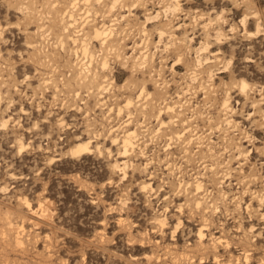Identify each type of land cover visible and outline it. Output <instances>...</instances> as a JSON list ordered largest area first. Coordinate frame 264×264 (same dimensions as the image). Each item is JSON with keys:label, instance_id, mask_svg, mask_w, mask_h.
Returning a JSON list of instances; mask_svg holds the SVG:
<instances>
[{"label": "rangeland", "instance_id": "1", "mask_svg": "<svg viewBox=\"0 0 264 264\" xmlns=\"http://www.w3.org/2000/svg\"><path fill=\"white\" fill-rule=\"evenodd\" d=\"M111 1L0 0V264H264V0Z\"/></svg>", "mask_w": 264, "mask_h": 264}, {"label": "bare ground", "instance_id": "2", "mask_svg": "<svg viewBox=\"0 0 264 264\" xmlns=\"http://www.w3.org/2000/svg\"><path fill=\"white\" fill-rule=\"evenodd\" d=\"M89 1V0H88ZM101 2L102 0H98V2ZM119 0H112L111 2H112V7H114L115 6V4L118 2ZM120 1H122V0H120ZM123 2V1H122ZM121 2V3H122ZM181 5V0H174L173 2H171L170 3V7L169 8H172L173 10H175V9H177L179 6ZM159 17V13L156 15V16H154V17H152V16H148L147 17V19L149 20V19H151V18H158ZM56 24V23H55ZM64 29V28H63ZM162 30V29H161ZM67 31V30H66ZM63 32H64V30H63ZM82 35H85V39H86V37L88 38V37H90V35H93L92 37H94L95 39H99L100 41H101V47L103 48V47H107V46H111V47H113V48H116V49H121V48H123L124 49V47H125V44H121V43H117L116 42V40H117V38H114L113 37V28H111V27H109V26H106L105 24H103L102 26H99L98 24H94L92 27H91V29L90 30H86L85 28H83L82 29ZM164 33V31H160V35H162ZM164 35V34H163ZM162 39V38H161ZM87 40V39H86ZM148 45V44H147ZM93 47V46H92ZM145 47H147V46H145ZM85 51H88L89 50V47H88V44H85V49H84ZM105 50H106V48H105ZM101 51H102V49H101ZM180 59H181V57H180ZM201 58H199L198 57V62L200 63L201 62ZM181 61V60H180ZM108 63V62H107ZM201 64H203V62L201 63ZM106 65V62H104V66ZM138 65V64H137ZM107 66V65H106ZM140 66V65H139ZM195 66H197V64L195 65ZM105 69V68H104ZM145 70V69H144ZM151 72V71H150ZM151 74V73H150ZM96 76H93V78L92 79H90L89 78V81L88 80H86V82L85 81H82L83 83L85 82V83H87L88 85H93V84H97V86H101L103 89L104 88H106L104 85H102V82H98L99 80H98V75L97 74H95ZM83 76V75H82ZM89 77H91L90 75H89ZM83 79V78H82ZM86 79H87V77H86ZM105 81V80H104ZM151 81V80H150ZM156 84H157V82H156ZM154 85V84H153ZM246 83H243L242 84V87L243 88H246ZM108 86V85H107ZM161 86V85H160ZM159 86V87H160ZM140 95L139 96H141V94H143V93H145V94H148L149 95V97L151 96V98L152 99H156V101L157 100H166L168 97H167V90H159V89H157V88H155V90H154V92H150V91H148V89H147V79H145V78H143L141 81H140ZM103 91V90H102ZM152 101V100H151ZM154 101V100H153ZM158 102V101H157ZM132 103H133V99H131V98H127V100H126V104H125V107L126 108H129L130 106H132ZM151 103H153V102H151ZM163 103V102H162ZM161 103V104H162ZM154 104V103H153ZM163 105V104H162ZM166 108V107H165ZM167 108H168V110H171L172 109V106H167ZM174 108V107H173ZM121 109V108H120ZM159 109V108H158ZM158 109H157V111H158ZM165 110V109H164ZM143 111H145V110H143ZM161 111L162 110H160V112H159V114L158 115H160L161 114ZM164 112H166V111H164ZM168 113V112H167ZM130 114V113H129ZM156 117H157V115H156ZM176 117V116H175ZM174 117V118H175ZM172 118V117H171ZM171 118H170V120H171ZM161 120V119H160ZM171 122V121H170ZM170 122H168V123H170ZM161 123H165V121H162ZM8 125H9V121L8 120H4L3 122H2V124H1V127H2V129H5V130H7L8 129ZM182 130H185V128H183ZM182 130L179 132V134L182 132ZM138 134V133H137ZM177 135V134H176ZM136 136V131H133V132H127V133H125V135L121 138V147H120V154H121V156L122 157H126L127 155H129L130 153V149H131V147H133L134 146V137ZM118 138L116 137V138H114L113 139V141L112 142H114V143H118ZM92 140H89V141H86V142H84V143H80V144H77L75 147H73L70 151H69V153L72 155V156H80V155H84V154H87V153H91V152H93V149H92ZM188 144V143H187ZM24 148V146H22L21 147V149H23ZM97 149H99V148H97ZM126 162H124L123 163V168H121V166H119V165H117L116 164V168H118V169H121V171H124L123 173H124V175H126V173H127V167H128V164H127V160H125ZM197 188L199 189L200 187H201V182H198L197 183ZM146 187V186H145ZM197 188H196V190H197ZM162 222H163V220H161ZM199 237H200V240L202 241V239H203V237H204V232H203V230H200L199 231Z\"/></svg>", "mask_w": 264, "mask_h": 264}]
</instances>
